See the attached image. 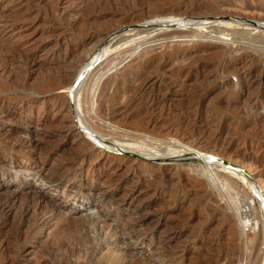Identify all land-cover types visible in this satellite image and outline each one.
I'll use <instances>...</instances> for the list:
<instances>
[{
    "label": "rangeland",
    "instance_id": "rangeland-1",
    "mask_svg": "<svg viewBox=\"0 0 264 264\" xmlns=\"http://www.w3.org/2000/svg\"><path fill=\"white\" fill-rule=\"evenodd\" d=\"M146 57L94 121L153 159L82 144L52 83ZM263 179L264 0H0V264H262Z\"/></svg>",
    "mask_w": 264,
    "mask_h": 264
},
{
    "label": "bare ground",
    "instance_id": "bare-ground-1",
    "mask_svg": "<svg viewBox=\"0 0 264 264\" xmlns=\"http://www.w3.org/2000/svg\"><path fill=\"white\" fill-rule=\"evenodd\" d=\"M259 38V37H258ZM263 42V41H262ZM111 61H113L111 59ZM152 60L148 57L146 58H140L139 61H135L137 62L136 66H134L133 68H129V69H125L123 71L118 72L114 77H112L111 79H107L105 82H101V80H103L104 76H105V72H102L101 74H98V72H100V68L99 70L97 69V71H95L94 74H91L92 71L87 70L88 69H92L89 64V66H87L82 73L78 72L76 70L77 67H72V70L69 73H65L64 75L62 74L61 79H59V81H57L56 83H52L53 86L56 87V89L58 91H64V90H68L69 94H70V100H71V109H70V105H69V110L72 113V116L74 117V127H70L69 132L75 136L81 137V143L88 145V146H99L101 149H108L111 151H118L121 153H127V154H133L135 155L134 157H145V158H149V159H153L150 156H146V155H142L141 150H139V148H133L130 147V145L136 144L138 142H136L137 138H140L139 134H134V132H130V131H126L123 130V128H119L116 127V129H118L119 131H121V135L118 134L117 139H107L105 140L103 137L100 136V134H98V132L101 129H104L105 127L103 125L97 124L94 120H98V121H102L104 117H108V115H106L104 113V109L105 106L99 110V107L97 106V102H96V98L100 99L101 96L103 95V93H105V91L107 89H111V88H116L117 86H119L121 83L123 84V82H125L128 78H130L132 81H137L138 79H140V76L135 75L137 74L138 69L140 68V66H144V64L146 63H150ZM108 62V61H107ZM110 62V61H109ZM108 62V63H109ZM101 64V63H100ZM114 64V63H113ZM93 65V64H92ZM106 65V64H105ZM150 65V64H148ZM94 67V66H93ZM104 67V66H103ZM98 68V67H97ZM113 68V67H112ZM109 69V68H108ZM77 71V72H76ZM94 72V71H93ZM108 73V72H107ZM106 73V74H107ZM98 74V76H97ZM250 76V75H248ZM146 80V79H143ZM13 81V80H12ZM139 81V80H138ZM150 80L147 81H141L139 83L138 86H136L134 88V94L137 93H144L145 90L147 89L146 85L148 84ZM4 83V82H3ZM13 83V82H12ZM99 85V87H98ZM137 85V84H136ZM150 85V84H149ZM148 85V86H149ZM98 88V89H97ZM118 88V87H117ZM112 89V90H113ZM150 89V88H149ZM132 91V92H133ZM149 92V91H148ZM163 93V92H162ZM161 93V94H162ZM61 94V93H60ZM160 94V95H161ZM166 95V94H165ZM172 95V94H171ZM63 96L59 95L57 98L61 100ZM142 98V97H141ZM167 98H169V96H164L162 97V102H166L168 101ZM156 99V98H155ZM157 102V101H156ZM102 103V102H101ZM63 104V103H62ZM105 104V103H103ZM100 106V105H99ZM107 106V105H106ZM85 109V113L84 109ZM96 108V110H95ZM108 110V109H106ZM91 112V114H90ZM94 121V122H93ZM108 121V122H107ZM108 127L112 128V124H111V118L108 120L107 119ZM114 121V118H113ZM142 123V122H141ZM76 125V127H75ZM112 126V127H111ZM115 127V126H114ZM83 131L82 132H80ZM67 131V130H66ZM68 132V131H67ZM102 132V131H101ZM99 132V133H101ZM104 133V132H103ZM86 136V137H85ZM122 137H129L131 140L128 141H124L122 139ZM143 137V136H142ZM9 138V137H8ZM135 138V139H134ZM148 138V137H147ZM90 141H86V140ZM31 140V139H30ZM139 140V139H138ZM142 140V139H141ZM143 140L145 141V139L143 138ZM33 141V140H32ZM92 141V143L94 142V144L90 143ZM30 142V141H29ZM127 145V146H126ZM142 145V144H141ZM146 147V146H145ZM187 149V148H186ZM145 150V149H144ZM159 159V158H157ZM163 159V158H161ZM195 160H197L198 162L201 161L202 163H205V166L208 165V170L210 172H212V166L214 165L213 163H211L210 161L203 159V157L201 155L199 156H195L194 158ZM196 162V161H195ZM215 162V161H214ZM246 166V165H245ZM224 170H229V172L232 174V176H238L241 180L242 183L244 184V182H246L247 185H249L251 187L252 190H254L255 188L252 186L251 183H248V181H246V177H250V175H248L247 170L246 172L244 170H242V168H237V170H231V169H227L226 167H224ZM246 175V177L244 175ZM233 177V178H234ZM256 177V176H255ZM244 181V182H243ZM255 181V180H254ZM253 181V182H254ZM262 181V180H261ZM260 181V182H261ZM57 182V181H56ZM111 182V181H110ZM250 182V181H249ZM257 181H255L256 183ZM264 183V179L263 182L261 184ZM245 185V184H244ZM259 185V184H258ZM256 186V185H254ZM260 186V185H259ZM246 187V186H245ZM263 187V186H262ZM247 188V187H246ZM264 188V187H263ZM262 188V189H263ZM7 192V191H6ZM255 193L258 194L257 190L255 189L254 191ZM264 193V192H263ZM260 194V193H259ZM258 194V195H259ZM260 196V195H259ZM258 196V197H259ZM251 204V203H250ZM116 205V203H115ZM229 206V205H228ZM253 206V205H252ZM250 206V208L252 207ZM247 207V209H250ZM139 209V208H138ZM137 209V210H138ZM232 209V208H231ZM252 209V208H251ZM250 209V210H251ZM249 211V210H248ZM240 212V211H239ZM252 212L253 209H252ZM249 213V212H247ZM251 214V213H250ZM263 214H264V210H263ZM261 215V214H260ZM249 217V216H248ZM246 219V218H245ZM252 221V220H251ZM264 222V221H263ZM262 222V223H263ZM247 223V224H246ZM245 224V225H244ZM244 226H249L250 228H252L253 230L256 229L260 231H262V236H263V243H264V223L259 226V224L256 222V224H254L253 222H250V220H245L244 222ZM248 227V228H249ZM259 233V232H258ZM245 235V234H244ZM254 235V234H253ZM260 235V233H259ZM252 236V234H251ZM248 236H246L244 239H246V242H248V244L252 243V239ZM255 238V237H254ZM240 239V238H238ZM262 239V238H261ZM162 240V239H161ZM259 240V239H257ZM159 241V240H158ZM242 241V240H241ZM259 242V241H258ZM262 243V242H261ZM259 244V243H258ZM151 246V245H150ZM259 246V245H258ZM149 247V245H148ZM247 247V246H246ZM259 250V247L256 248ZM249 251V250H248ZM252 251V250H250ZM257 251V250H256ZM244 253V252H243ZM251 255V254H250ZM254 255V254H253ZM255 256V255H254ZM262 256V255H261ZM264 256V255H263ZM250 258V256H249ZM258 258V257H257ZM263 259V258H262ZM260 260V259H259ZM252 261V260H251ZM261 262V261H260ZM262 264H264V259L262 261Z\"/></svg>",
    "mask_w": 264,
    "mask_h": 264
}]
</instances>
